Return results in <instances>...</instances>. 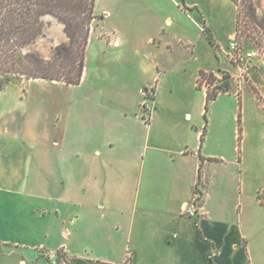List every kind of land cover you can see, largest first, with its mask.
<instances>
[{
  "label": "crops",
  "instance_id": "crops-1",
  "mask_svg": "<svg viewBox=\"0 0 264 264\" xmlns=\"http://www.w3.org/2000/svg\"><path fill=\"white\" fill-rule=\"evenodd\" d=\"M104 1L79 84L30 80L0 112V256L50 264L43 253L59 250V264H264V229L253 221L263 220L264 184L245 180L244 158L234 159L228 195L203 115L206 89H197L200 72L234 75L235 67L222 52L223 68L205 62L177 21L194 14L201 31L207 13L186 0ZM209 7L234 21L230 40L237 7ZM113 11L115 26H104ZM67 41L63 33L59 44ZM197 187L192 219L182 208Z\"/></svg>",
  "mask_w": 264,
  "mask_h": 264
},
{
  "label": "rangeland",
  "instance_id": "rangeland-1",
  "mask_svg": "<svg viewBox=\"0 0 264 264\" xmlns=\"http://www.w3.org/2000/svg\"><path fill=\"white\" fill-rule=\"evenodd\" d=\"M190 2H195L197 7H200V11L202 10L207 13L206 25L201 23L199 25L202 30H204V27L211 30V34L217 47L213 48L207 41L206 36L202 33V30L198 31V28L194 26L195 23L193 20H197V17H195L194 14L191 15L192 21L181 17V15L180 17H177V21H180L181 26L185 27L187 36H189L193 42L190 48L192 49L194 47V51H196L198 55H201L202 58L206 56L204 59L205 62L209 61L212 63V61H216L215 65H217L219 60L220 67L223 68L225 66V62L223 59L224 56L221 52L222 50L226 51V47L228 46L230 40L233 39L237 40L239 49L242 50L244 54L251 51L257 52V56L253 58L250 64L251 71L249 78L244 82L234 80L233 76L236 74V71H234V75H230L227 71H223L229 76L233 90L229 94L219 95L214 102L209 104V110L206 113L205 122L208 124L207 131L211 135L212 142H214L211 147H213L215 154L223 155V160L225 162L224 165L226 164V173L223 177L229 183L230 191L228 192V195L232 196L235 191L237 179V170L234 164L235 161L239 162L241 157L244 158L243 164L246 171L244 179L253 180L256 186L264 184V111L261 106H259L257 100V94L262 95V88L264 87V63L259 65V61L261 63L264 62L263 29L260 22H255L250 17L251 15L246 9L245 3L242 0H238L241 8V13L238 19V28H236V16L238 15L237 10L235 16V31L232 38L229 40V32L234 30V21H232V18H229L230 16L224 17L225 11L222 12V15L218 16L219 18L213 17L208 14L211 10L209 7V2H211V0H186V3ZM251 2L254 6L253 9L255 11L256 18L261 20L264 19V0H251ZM105 5L106 3L104 0L103 2H101V0H96L95 10L99 13ZM122 7L129 8L130 5H122ZM96 16L97 18L92 22L90 29L92 27L95 29L103 26L101 17L98 15ZM172 19L176 21L175 18ZM42 20L44 22L42 36L36 42L28 46L27 51L36 52L42 57V59H44V55H46L48 58L44 60H48L52 56L53 49L60 45L59 42L61 41V37L64 33L62 27L63 25L50 16H45ZM109 20H111L109 25L106 23L104 26H115L117 22L116 11H113ZM111 22H113V26ZM171 47L175 49V52L177 53H181L184 50V47L180 45H172ZM211 50H215L217 58L212 55ZM208 53H210V55H208ZM227 58L230 64H232L228 56ZM222 62H224V64H222ZM223 72H220V75L217 74L215 76L216 81H220L222 79ZM188 75H191L190 71L183 74L184 82H186ZM179 78L182 79V75L176 77L174 76V79L181 83L183 80L181 81ZM205 81L206 80H203L202 83L204 88H206ZM29 82L30 80H23L21 86L16 89L7 88L0 91V112L8 111L13 108V105H15L18 101L17 93L15 91H23V89L28 86ZM32 87L33 86H29L30 89ZM212 88H214V86H212ZM176 93L177 91L175 90L173 95ZM198 102L200 104L199 96L195 98L194 105L196 106ZM136 109L138 110V108ZM238 115L240 118L239 124L237 121ZM17 121L15 124H17ZM8 123L10 126V122ZM15 124H12V126ZM4 125L5 122L1 121L0 129L2 126L4 127ZM211 171L212 170L210 168V172ZM215 174L216 173H214V175ZM220 174L221 173H218L216 176H219ZM258 195L264 200L263 191L259 192ZM257 211L262 214L263 220L262 222L258 221L256 216L253 215L254 227L255 224H258V228L263 226L264 229V209L258 208ZM262 258L264 260V253ZM17 262L16 257L0 256V264H16Z\"/></svg>",
  "mask_w": 264,
  "mask_h": 264
},
{
  "label": "trees",
  "instance_id": "trees-1",
  "mask_svg": "<svg viewBox=\"0 0 264 264\" xmlns=\"http://www.w3.org/2000/svg\"><path fill=\"white\" fill-rule=\"evenodd\" d=\"M230 1L238 10V28L241 8L238 0ZM242 1L250 17L261 23L264 34V19L256 18L251 0ZM95 3L96 0H0V91L7 88L16 89L21 86L23 80L34 79L78 85L84 69L89 30L97 18L94 13ZM45 16L53 17L62 24L68 39L53 49L48 60L42 59L36 52L27 51V47L42 36V19ZM210 31L204 27L202 33L214 48L217 46ZM229 79L226 72H223L220 81H216L211 72H200L197 80L198 90L203 88V80H206L205 121L209 104L219 95L229 94L233 90ZM262 92L263 94L259 95L255 91L258 104L264 111V87ZM237 121L239 124V115ZM257 199L264 207V200L259 195Z\"/></svg>",
  "mask_w": 264,
  "mask_h": 264
},
{
  "label": "built area",
  "instance_id": "built-area-1",
  "mask_svg": "<svg viewBox=\"0 0 264 264\" xmlns=\"http://www.w3.org/2000/svg\"><path fill=\"white\" fill-rule=\"evenodd\" d=\"M222 53L226 54L229 57L230 61L233 66L235 67L236 74L233 76L234 80L244 82L249 78V74L251 71V61L255 56H257L256 51H251L246 54L239 49V45L237 40L233 39L230 40L228 46L226 47V51L222 50ZM206 87V86H205ZM206 89V88H205ZM200 188L197 187L193 191V197L191 201L186 204L182 211L185 215L191 217L192 219L198 218L200 200H201V192L199 191ZM45 253V254H44ZM43 256L46 258L48 263L50 264H59L61 261L64 260L62 256V252L58 251H51V252H44Z\"/></svg>",
  "mask_w": 264,
  "mask_h": 264
}]
</instances>
